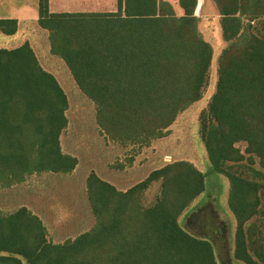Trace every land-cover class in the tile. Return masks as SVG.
<instances>
[{"label": "trees", "instance_id": "obj_1", "mask_svg": "<svg viewBox=\"0 0 264 264\" xmlns=\"http://www.w3.org/2000/svg\"><path fill=\"white\" fill-rule=\"evenodd\" d=\"M178 2L180 16L164 0H117L115 12L60 14L48 13V0H39L38 21L49 32L51 53L95 104L97 124L113 141L149 145L202 96L212 49L197 28V0ZM213 2L226 46L215 90L198 117L199 136L212 169L229 181L233 257L264 264L262 246L251 249L254 259L252 230L244 231L264 214L262 185L229 166L253 165L257 157L261 171L250 169L264 178V34L254 24L264 18V0ZM15 28V20L0 19L4 34ZM67 108L64 90L28 42L0 48V188L32 174L74 169L77 159L59 142ZM156 181L154 202L144 205L143 193ZM86 186L95 223L62 244L48 242L44 224L26 207L0 212V264H218L211 243L177 222L204 191V175L191 163L165 164L125 191L94 172ZM259 240L264 243V223Z\"/></svg>", "mask_w": 264, "mask_h": 264}, {"label": "rangeland", "instance_id": "obj_2", "mask_svg": "<svg viewBox=\"0 0 264 264\" xmlns=\"http://www.w3.org/2000/svg\"><path fill=\"white\" fill-rule=\"evenodd\" d=\"M164 1L172 6L177 16L182 15L178 0ZM195 15L197 28L212 49L207 83L201 98L178 113L164 135L153 139L149 145L109 139L97 124L95 104L78 88L62 59L51 53L45 32L31 34L33 40L30 41L41 66L56 77L68 98L67 126L59 142L62 152L75 157L77 164L69 173L32 174L20 183L0 188V212L10 213L26 207L44 224L48 242L62 244L90 230L95 223L86 186L91 172L117 190L125 191L165 164L186 161L203 173L204 191L183 210L177 222L190 235L211 243L218 264H234L231 250L234 249L235 218L227 203L229 181L212 169L199 136L198 123L200 112L207 107L215 90L217 60L226 42L221 36L220 18L213 0H197ZM254 24L264 34V18L255 20ZM19 42L0 39V44L10 47ZM236 146L247 157L245 143ZM253 159V165L246 160L227 165L232 171L262 185L259 209L264 210V178L254 176L250 168L261 169L257 157ZM158 189L159 181H156L143 193L144 205L154 202ZM263 223L264 214H258L244 225L245 232L248 227L252 230L248 247L256 260L253 249L262 246L264 253V243L259 240ZM22 264L26 262L23 260Z\"/></svg>", "mask_w": 264, "mask_h": 264}, {"label": "crops", "instance_id": "obj_3", "mask_svg": "<svg viewBox=\"0 0 264 264\" xmlns=\"http://www.w3.org/2000/svg\"><path fill=\"white\" fill-rule=\"evenodd\" d=\"M47 7H48V13H52V14L115 12L117 10V0H48ZM0 19L15 20L16 22V28L12 34H4L3 32L0 31V39L9 38L12 39L14 42L20 41L15 46L10 47L7 46L8 42L10 41L8 40L6 41L7 45L0 44V47L11 49L22 45L24 42H28V44L30 45V47L32 48V50L34 51L37 57L33 45L31 44L32 42L30 41L33 38L31 34L37 32L40 35L41 32L44 31L46 34L45 39L47 40L48 43L49 32L48 30L42 28L38 21L39 0H0ZM233 250H231V255H233ZM233 262L234 264H244L242 261L237 260L234 257H233Z\"/></svg>", "mask_w": 264, "mask_h": 264}]
</instances>
